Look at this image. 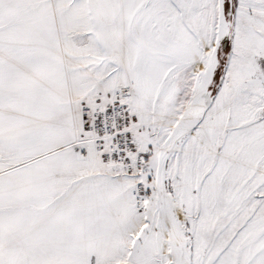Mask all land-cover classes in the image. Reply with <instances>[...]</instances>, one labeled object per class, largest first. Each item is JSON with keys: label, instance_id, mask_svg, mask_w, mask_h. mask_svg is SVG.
Wrapping results in <instances>:
<instances>
[{"label": "snow or ice", "instance_id": "1", "mask_svg": "<svg viewBox=\"0 0 264 264\" xmlns=\"http://www.w3.org/2000/svg\"><path fill=\"white\" fill-rule=\"evenodd\" d=\"M0 264H264V0H0Z\"/></svg>", "mask_w": 264, "mask_h": 264}]
</instances>
